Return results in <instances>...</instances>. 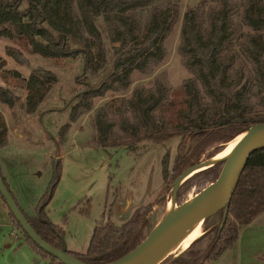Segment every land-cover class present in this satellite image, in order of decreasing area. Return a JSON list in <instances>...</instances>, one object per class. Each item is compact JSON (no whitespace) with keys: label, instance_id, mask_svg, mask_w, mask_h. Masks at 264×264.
Returning <instances> with one entry per match:
<instances>
[{"label":"trees","instance_id":"obj_1","mask_svg":"<svg viewBox=\"0 0 264 264\" xmlns=\"http://www.w3.org/2000/svg\"><path fill=\"white\" fill-rule=\"evenodd\" d=\"M152 3L153 0H0V37L20 41L29 53L52 60L79 55L84 71L92 75L103 69L110 57L109 68L104 69L102 77L94 84L84 83L72 96L67 121L59 126L56 142L64 141L70 122L91 109L93 98L102 97L106 91L125 90L132 71L145 73L152 63L162 60L163 40L174 25L177 7L172 4L162 8ZM235 9V3L229 0H216L204 16L198 6L183 11L177 50L192 76L180 86L171 92L160 83L153 90L136 87L128 97H113L94 110L90 141L102 148L161 144L174 137L178 142L169 168L163 169L164 183L154 201L136 206L121 223L102 214L91 230L85 251L67 250L69 254L86 263L101 264L131 250L150 230L148 213L171 190L175 177L196 164L208 147L213 146L202 160L216 153L221 144L264 122V0H243L240 15L251 30L245 36L249 45L245 57L254 81L236 65L232 45ZM4 54L20 63L17 49L4 46ZM4 64L6 61L0 58V68ZM56 82L48 70L36 68L28 73L25 113L32 114ZM254 87L259 94L256 103L250 98ZM117 113L121 114L116 119L109 116ZM5 141L6 127L0 115V147ZM220 166L218 161L194 172L178 185L174 200L193 185L195 177H202L207 183L213 180ZM59 167L56 161L53 178L31 216L19 207L0 173L31 228L54 248L60 247L61 228L47 220L44 208L57 182ZM0 199L6 207L1 196ZM7 211L36 256L62 264L33 243ZM263 211L264 144L245 159L230 197L216 211L218 220L209 246L189 264L216 260L231 247L239 230ZM82 212L86 213V209Z\"/></svg>","mask_w":264,"mask_h":264},{"label":"rangeland","instance_id":"obj_2","mask_svg":"<svg viewBox=\"0 0 264 264\" xmlns=\"http://www.w3.org/2000/svg\"><path fill=\"white\" fill-rule=\"evenodd\" d=\"M229 1L236 5L232 16L234 29L232 45L236 65L242 67L254 81L252 67L245 57V48L249 46L245 36L251 30L241 20L243 0ZM172 4L177 7V16L171 31L163 40L165 54L162 60L152 63L145 73L132 71L130 84L125 90H110L102 97L93 98L91 109L69 123L61 144L56 142L55 136L59 126L67 121L72 96L84 83L94 84L102 77L104 69L109 68L110 57L107 58L103 69L92 75L84 71L83 60L79 55L60 60L43 58L29 53L20 41L0 37V58L7 57L4 54V46H11L20 52L18 57L20 63L12 64L4 59L6 64L0 68V78H2L0 115L6 127V141L1 147H15V151L10 153L11 179L20 185H28L27 198L30 192L34 196L38 192L40 196L53 178L54 163L59 161L58 179L44 212L48 221L61 228V240L68 251L81 253L85 251L91 230L102 214L115 223H121L136 206L154 201L164 183L163 169L169 168L171 164L178 138H171L161 144L140 143L115 148H102L92 143L90 139L94 132L92 126L94 110L102 107L108 99L126 98L136 87L153 90L158 83L171 92L180 86L183 80L192 76L183 66L177 50L182 13L187 7L198 6L204 16L216 4V0H153L152 3L162 8H168ZM144 14L142 12V15ZM36 68L51 71L57 82L50 85L49 91L36 110L32 114H27L23 107V82L26 75ZM15 73H18L17 77L13 76ZM250 98L253 103L258 101L259 94L256 92V87ZM121 113L125 114L123 111ZM121 113L109 116L116 119ZM224 146L221 144L219 149ZM39 147H52V149L50 152L48 150L41 152L42 149ZM212 147H208L200 154L197 163L204 161L202 159ZM222 164L224 165L221 162ZM192 182L193 185L177 200H174L175 197L171 198L170 189L158 199L148 213L150 230L163 220L166 201H170L180 210L186 205L189 196L193 197L207 184L199 176ZM84 208L86 213L82 212ZM217 220L216 211L203 218L199 226V234L185 248L187 251L183 249L170 254L158 264H189L194 258L201 256L211 242ZM243 233L250 235L252 230ZM261 244L264 245V229L261 239L257 242L258 246ZM26 245L24 249H18L19 245L13 244L10 254L4 252L0 254V264L56 263L48 257H43L41 260L27 243ZM12 249H15V253H12ZM235 250L236 248H232L228 253L235 256L237 255ZM226 255L227 252L224 251L219 256L220 262H224ZM219 257L212 261L213 264L219 261Z\"/></svg>","mask_w":264,"mask_h":264},{"label":"water","instance_id":"obj_3","mask_svg":"<svg viewBox=\"0 0 264 264\" xmlns=\"http://www.w3.org/2000/svg\"><path fill=\"white\" fill-rule=\"evenodd\" d=\"M239 135L241 137L236 141L231 151L232 155L235 156L232 161L224 168L222 164L217 176L196 192L178 213L153 227L136 246L122 256L101 264H147V259L156 252L165 249L177 231L199 218H205L223 206L238 181L245 159H247L253 150L264 144V122L249 127ZM210 158L186 168L175 177L171 188L172 199L182 180L194 172L214 164L207 163ZM194 167L199 169L193 171ZM0 196L21 230L44 252L56 257L62 264H90L69 254L62 240L59 248H54L42 240L21 213L1 177ZM218 199H222V202L216 205Z\"/></svg>","mask_w":264,"mask_h":264},{"label":"crops","instance_id":"obj_4","mask_svg":"<svg viewBox=\"0 0 264 264\" xmlns=\"http://www.w3.org/2000/svg\"><path fill=\"white\" fill-rule=\"evenodd\" d=\"M4 59L8 63L18 64L15 61L11 60L10 58L4 57ZM1 79L2 78H0V81ZM23 83H24V87H23L24 93L22 97L25 98L27 92L25 80ZM39 148L42 149L41 152H44L45 150H48V152H50V150L52 149V147H39ZM11 151H15V147H0V173L3 176L8 186V189L15 198L19 207L23 210V212L26 215L30 216L34 214L36 202L43 193L40 194V196H38L39 193L37 192L35 193L34 196V194L29 191L30 195L29 198H27L26 195L28 191L26 190V187L28 185L27 184L20 185L18 184V182L15 183L11 179V173L9 170ZM262 217H264V211L258 214L252 223L243 226L239 231V235L235 244L232 247L225 250L227 252V255L225 256L224 262H220L221 259L219 257L218 259L219 261L215 264H264V245L262 244L260 246L257 245L258 240L261 239L262 229H264V220H262ZM248 230H252V233L250 235L248 233L242 234V232H247ZM15 243L19 245L18 249L20 248L24 249L25 248L24 246H27L23 238V235L21 234V232L18 231L15 223L8 214L7 208L3 205L0 199V254L3 252L10 254V250L13 244ZM232 248H236L237 255L235 254V256L233 255L231 256L228 253L229 250H232ZM71 251L73 252V250ZM74 252L81 253L76 251ZM12 253H15V249H12ZM5 261L6 259H4V262ZM206 264H213V262L211 261L210 263H206Z\"/></svg>","mask_w":264,"mask_h":264},{"label":"bare ground","instance_id":"obj_5","mask_svg":"<svg viewBox=\"0 0 264 264\" xmlns=\"http://www.w3.org/2000/svg\"><path fill=\"white\" fill-rule=\"evenodd\" d=\"M239 137H241V135H238L232 141L225 143L224 148L220 149V151H218L215 155H213L210 158L211 160L209 159L207 163L211 164L215 162L218 163V161H221L222 163H224L223 168L226 167L235 157L234 155H232L231 151L236 141L239 139ZM197 169L199 168H196L193 171ZM191 198H192L191 196L188 197L187 203L190 201ZM221 202H222V199H218L216 202V205L220 204ZM178 211L180 210L177 207H175L170 201H166L162 221L170 217H173L176 213H178ZM202 219L203 218H199L196 221L190 223L189 225L177 231L171 238L167 247L151 255L146 261L147 264H158L164 257L185 249L198 236L199 226H200ZM204 222L205 221H203V223Z\"/></svg>","mask_w":264,"mask_h":264}]
</instances>
